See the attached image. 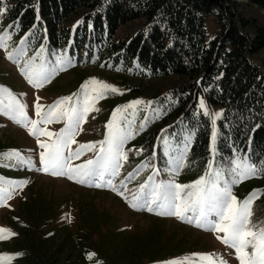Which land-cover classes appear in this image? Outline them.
<instances>
[{
  "label": "rangeland",
  "instance_id": "374dc122",
  "mask_svg": "<svg viewBox=\"0 0 264 264\" xmlns=\"http://www.w3.org/2000/svg\"><path fill=\"white\" fill-rule=\"evenodd\" d=\"M230 1L238 5L237 11L240 15L251 20L255 19L257 25L264 30L263 10L250 5L245 0ZM204 21L206 40L211 42L219 36L218 23L213 15ZM137 25L136 22L125 25L116 32L115 38L129 35ZM4 33L9 34L10 39L6 41V48H0V89H7L16 101L23 105L25 118L21 119V123H16L9 118V115L0 111V143L4 149H9L0 156V196L3 197L0 199V229L8 230L0 233L8 236L6 239H0V264L20 262L22 252L16 249L22 243L23 235L30 226L24 215L26 213L22 212L28 204L31 208L39 209L40 212L36 211L37 213L32 216L36 220H32L35 221L37 229L43 230L44 234L66 229L74 237L72 239L78 242L76 233L82 235L86 230L90 232L92 228L89 225H93L91 223L95 220L103 229L100 230L103 242L106 238L122 241L121 239L136 236L137 242L142 244L143 248H147V245L152 243L150 241L159 238L160 250L154 248V253L151 250V254L140 256L135 264H165L167 261L210 264L208 260H203L200 255L194 254H212L216 264H220L221 260L226 264H240L234 249L223 244L221 239H217L218 236H224L223 232L206 231L195 226L194 220L188 222L186 217L194 213H186L185 218L182 219L173 215L156 214L161 211L166 212L167 206L162 209L152 205L153 211H148L146 207L140 205L157 185L169 182L191 185L201 176H205L206 180H215L219 187L228 184L238 201H244L249 194H254L248 227L262 228L264 227V176L259 175L257 169L244 156L242 158L234 156L227 162L213 159L201 176L191 179L188 176V166L186 168L184 164L191 142L190 137L186 135L179 139L177 136H168V138L164 136L159 146L160 154L158 157H151L152 159L162 157L161 164L156 160L142 159L141 153L135 149L136 136L143 133L147 129L146 126L155 124L158 120L160 109L154 108L151 114L148 113L152 103L147 102H152L151 96L155 93L153 88L160 80L142 79L141 81L134 78L125 82L119 80L117 73L104 69L101 64L96 66L93 61L86 60L84 55L70 56L64 50L49 55L44 47L31 52L26 41L23 45L20 43L25 38H14L9 24L1 19L0 34ZM19 48L25 49L24 55L17 57L19 63L6 58L8 52L13 53L15 57ZM37 53L40 55L33 63L31 58ZM26 63L36 69L43 64L51 73L49 79L41 86L34 87L21 73ZM93 79L115 87L117 92L109 91L103 97H97L96 91H100L99 86L92 83H88L87 89H81V85ZM170 82L165 86L180 83L175 77H172ZM146 86L149 88L148 92L145 91ZM136 89L138 91L136 94L131 91ZM64 97L72 99L52 108L51 114L40 122L41 117L49 113L50 106L56 105V102ZM136 100L145 103L125 107ZM0 101L6 105L9 102L8 94L0 92ZM201 101L199 100V106ZM37 104L40 106L39 115H37ZM72 105H76L82 112L87 107L88 111L83 112L79 126L74 129L70 139L61 149L62 166L55 168L49 166L46 172L40 163V153L46 150L41 148L40 144L52 145L58 141L57 134L68 124L67 118L62 113ZM204 105L205 108L201 111L208 112L212 120L213 135L221 108L217 105L207 106L205 102ZM116 109L121 111L117 112L114 118L113 112ZM215 113H219V116L214 117L212 114ZM147 116H149L147 118L149 124L145 121L141 129L140 125ZM113 119L133 133L122 148L127 160L119 161L122 166L119 167L116 175L111 174V168L105 172L103 179L98 175H86L89 168H97L98 164L87 168L81 166L86 165L88 160L97 161L98 157L104 155L100 153L102 146L100 142L105 140L108 134L106 125ZM32 120L38 123L33 126L29 123ZM22 124L25 126H21ZM29 129H34L35 134H30ZM214 142L211 137L212 153H214ZM81 145H92V147L81 148ZM103 146L107 148L106 144ZM78 150L79 156L75 154ZM232 161L254 167L255 174L237 183H231L234 178L231 170L235 167ZM177 162L182 164L178 168V174L174 171ZM208 172L212 175L206 176ZM218 172L223 175L216 179ZM149 177L152 179L149 180ZM141 184H146L143 190L140 189ZM191 190L185 189L184 194ZM135 197H140V200L137 201ZM133 204L137 206L132 207ZM41 211H47L46 219H42ZM9 233L12 235L9 236ZM111 233L118 235L111 236ZM81 239L84 240L83 237ZM246 251L250 253L252 249L248 248Z\"/></svg>",
  "mask_w": 264,
  "mask_h": 264
},
{
  "label": "trees",
  "instance_id": "16d2710c",
  "mask_svg": "<svg viewBox=\"0 0 264 264\" xmlns=\"http://www.w3.org/2000/svg\"><path fill=\"white\" fill-rule=\"evenodd\" d=\"M245 1L264 11V0ZM237 6L230 0H0V20L9 24L14 38H25L31 52L44 47L49 55L61 50L84 55L125 82L160 80L150 89L155 93L148 110L159 108L158 120L136 136L142 159L151 158L154 149L158 157L164 136L188 135L184 164L189 178L201 176L213 157L227 162L234 156H244L264 176V30L240 15ZM210 15L219 36L207 42L204 20ZM135 22L129 35L115 38L120 28ZM172 77L180 83L165 86ZM199 100L221 108L214 153L212 120ZM36 211L29 204L22 209L30 226L16 249L22 252L16 264H135L154 248L160 250L159 238L147 248L136 236L103 242L95 220L90 232L76 233L78 242L66 229L44 234L33 221ZM40 215L46 219L47 211Z\"/></svg>",
  "mask_w": 264,
  "mask_h": 264
},
{
  "label": "snow or ice",
  "instance_id": "6c2138e0",
  "mask_svg": "<svg viewBox=\"0 0 264 264\" xmlns=\"http://www.w3.org/2000/svg\"><path fill=\"white\" fill-rule=\"evenodd\" d=\"M79 23V22H78ZM10 39V35L7 33L0 34V48H6V41ZM21 45L25 43V40H21ZM25 53L24 48H19L14 57L13 53H6V58L13 61L14 63H19L17 57H22ZM40 53H37L36 56H33L31 59L33 63L39 57ZM55 69H53L54 71ZM22 75L28 80L30 84L34 87L41 86L45 81H47L51 75L47 71L43 64L36 69L33 66H30L28 63L25 64L24 68L21 69ZM88 83L98 85L100 91H96L97 97H103L106 92L116 93L117 89L107 83L102 81H97L93 79L90 82H85L81 85V89H87ZM0 92L8 94L9 102L5 105L0 101V111L3 114L9 115V118L16 123H21V119L25 118L23 111V105H20L14 96L7 89H0ZM85 95L87 92L85 91ZM39 99V98H37ZM71 97H64L61 100L56 102V105L50 106L49 113H46L45 116L41 117V121L45 119L46 116L51 114L52 108L63 104L64 101H70ZM145 103L141 100H136L131 102L129 105L125 106L126 108L134 107L135 105ZM151 104L152 102H147ZM201 109L205 108L204 102H200ZM37 115H39L40 106L37 104ZM88 108L85 107L83 112H87ZM121 111L116 109L113 112V117L115 118L116 113ZM83 112L77 108L76 105H72L69 109L65 110L62 115L65 116L68 120V124L64 129H61V132L58 133V141L52 145L40 144L41 148H44L46 151L40 153V163L44 166L43 170L48 171L49 166L55 168L62 166L63 161L61 159V149L66 145L70 139L75 128L79 126V123L83 119ZM12 113H15L14 115ZM205 115H208V112L204 111ZM214 117H218L219 113L212 114ZM59 118V117H58ZM146 119V118H145ZM31 123L35 126L38 121L32 120ZM213 124H215V119H213ZM21 126H25L22 124ZM108 128V134L105 137V140L100 142L101 148L100 153L104 154L102 157H98L97 161L88 160L87 164L81 167L87 168V166L98 164L97 168H89L85 173L86 175H98L103 179L105 172L109 168L112 169L111 174H118V169L120 165V160H127L126 154L122 151L124 143L130 139L133 135L132 132L128 131L126 126L117 124L115 120H110L106 125ZM141 129L144 127L142 122L140 125ZM30 134H35L34 129H29ZM48 135H52L48 133ZM213 141L216 139L215 129L213 130L212 135ZM107 145L105 148L103 145ZM91 148L92 145H81V148ZM51 149V151H48ZM79 156V150L75 153ZM211 164V162H209ZM235 167L231 170L234 175L231 183H237L238 181L254 175L256 170L252 166H248L242 163H237L232 161ZM182 164L177 162L176 169L174 171L178 174V168ZM131 175V173H129ZM212 173H206V176H211ZM223 173L218 172L216 174V179H219ZM71 178V177H69ZM152 178L149 177V180ZM111 183V181H108ZM98 187L100 185H97ZM146 187V184H141L140 189L143 190ZM185 189H192L188 191L186 195L184 194ZM3 197L0 196V199ZM254 194H249V196L244 201H238L237 197L234 196L230 190L228 184H225L223 187L216 185L215 180L209 181L206 180L205 176H201L199 179L193 182L191 185H180L176 183L169 182L167 184L157 185L152 189L151 193L145 198L143 204L140 207H146L148 211H153L152 205H156L159 208H164L167 206V211L157 212V215H173L180 218H185L186 213H194V215L187 216L189 223L195 221V226L204 228L206 231L214 232H223V237H217L221 239L222 243L227 247L234 249L236 258L239 260L240 264H264V227L259 229L249 228L250 216H251V204L254 199ZM137 201L140 200V197H135ZM136 204H133L132 207H136ZM8 232L6 229H0V233ZM12 235L9 233V236ZM8 236L0 235V239H6ZM251 248L252 251L249 253L246 249ZM94 254H89V258ZM200 255L201 259L208 260L210 264H216L212 259V254H194ZM165 264H183L182 261H167ZM220 264H226L225 261L221 260Z\"/></svg>",
  "mask_w": 264,
  "mask_h": 264
}]
</instances>
